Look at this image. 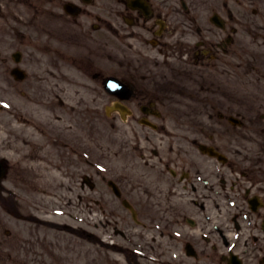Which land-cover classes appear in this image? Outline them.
<instances>
[{"label": "flooded vegetation", "instance_id": "af4514ba", "mask_svg": "<svg viewBox=\"0 0 264 264\" xmlns=\"http://www.w3.org/2000/svg\"><path fill=\"white\" fill-rule=\"evenodd\" d=\"M50 2L57 22L40 34V56L99 80L104 113L115 101L130 111L125 119L113 112L101 127L119 139L112 151L140 156L116 177L122 196L110 190L115 206L127 198L137 209L199 216L194 226L177 224L188 230L179 264H264V0ZM67 2L81 5L78 16L58 12ZM24 10L25 0H0L2 99L9 96V77L1 74L11 71L10 45L24 43ZM59 26L76 42L65 51L69 58L57 46ZM109 76L120 82L114 95L105 90ZM201 144L225 152L227 162L202 153ZM255 196L260 205L250 202Z\"/></svg>", "mask_w": 264, "mask_h": 264}, {"label": "rangeland", "instance_id": "374dc122", "mask_svg": "<svg viewBox=\"0 0 264 264\" xmlns=\"http://www.w3.org/2000/svg\"><path fill=\"white\" fill-rule=\"evenodd\" d=\"M26 14L27 16H34V11L27 9ZM27 52L32 56L29 48ZM30 61L29 73L31 78L26 87L31 88L33 86L35 88L34 94L36 100L50 103L49 110L51 112L49 114L52 118L59 116L64 120L67 116L65 109L69 113H73L74 109H78L76 105L75 107H69L74 103L83 106V103L91 102L92 105L91 98L95 94L92 89V81H87L84 78L77 80L79 77H61L62 79L60 76L54 78L50 77V75L38 77V75L44 74L42 70L46 67L44 65H47V63L42 65L40 62H36L35 57H30ZM61 69L63 70L57 69V72L67 73L69 70V68L65 69L64 67H61ZM70 74H73V72H70ZM39 78L42 80L39 81ZM48 80L58 83L51 85L49 82H46ZM86 82L90 84L87 92L79 86ZM26 87H21V89L26 90ZM15 94L19 96L17 101L22 106L24 99H22L20 90L18 93L16 91ZM77 95H81V97L76 98ZM11 103H13V100H11ZM5 114L7 115V113ZM30 115L32 117V113ZM88 115L93 118L97 116V113L88 112ZM5 120H7V124L3 127ZM13 124V118H3L2 113H0V159L7 160L11 165L10 170H8L7 179L0 186V191L6 193V191L10 190L16 193L18 208L23 216L17 217L11 214L0 203V264H23L22 257L24 258L25 254L21 249V241L24 235L29 236L28 239H36L33 235H29V231L32 230L33 226L27 220L28 215L48 223H56L59 226H69L72 229H83L86 227L85 220L88 216L86 215V210L81 208V200L77 198V192L85 194L90 191L86 185L83 188L84 181L82 178H74L78 183L73 184V179L65 177L61 168L55 169H59L60 177L50 175L51 173L54 175V172H58L54 170L51 173L48 172V176L43 178L40 177L41 172L39 171L38 173L39 169L35 168L40 162L45 165H48L49 162H59L62 155L54 157L52 155L53 150H57L60 154L64 151L67 155L68 148H64L61 144L63 134L55 130L50 132L43 131V138L49 145V151L46 156L48 163L45 161L39 162L35 158V149L28 136L12 127ZM18 125H21V123ZM67 126H70L68 121H66ZM7 138L10 139L9 144H7ZM4 145L9 146L5 147ZM71 155L72 153L69 154V157ZM66 159L67 157L63 160ZM91 160L95 159L91 157ZM92 166L96 169L104 168L96 162L92 163ZM112 167L114 169H122L123 166L120 161H117L112 164ZM90 169L92 171L93 168L90 167ZM27 183L31 187L30 189L26 187ZM53 191L56 192L54 195ZM89 213L94 218L89 217L90 223L88 228L102 243H118L123 248L135 251V253L137 251L143 257V252H140V250L144 251L145 245L142 239L152 241L155 244L149 243L147 246V250L153 251L149 254V258L159 264L162 262V247L163 253H166L167 248L166 245H162L163 237L159 235L161 231L160 225L154 226V231L149 230L150 226L148 227V231L145 228V231H143V229L137 227L134 223L129 222L132 220L124 210L118 212L120 217H126L125 221L127 222L124 223H115L119 219H116L117 221L115 222L103 221L102 219H106L103 216L106 217L108 212L103 213L101 210L93 208L92 205ZM97 213L100 215H97ZM98 220L101 222L99 223ZM41 226L43 227L38 229L37 235H41V241H49L47 244H50V242L57 243L56 252H59L60 257L66 260L69 259L64 264H128L121 253L108 249L106 245L89 242L87 246L81 237H77L72 232L67 231L66 228H54L48 225ZM43 232L46 233V239H44L45 234ZM176 254L177 252L175 251V259L177 258Z\"/></svg>", "mask_w": 264, "mask_h": 264}, {"label": "bare ground", "instance_id": "6f19581e", "mask_svg": "<svg viewBox=\"0 0 264 264\" xmlns=\"http://www.w3.org/2000/svg\"><path fill=\"white\" fill-rule=\"evenodd\" d=\"M32 108H33V109H36V107H32ZM36 112H39V111H36ZM51 123H52L53 125L60 126V123H59L58 121H52ZM27 131L30 132L29 129H27Z\"/></svg>", "mask_w": 264, "mask_h": 264}]
</instances>
